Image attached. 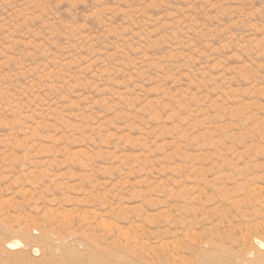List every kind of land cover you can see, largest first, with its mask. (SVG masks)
Segmentation results:
<instances>
[{"label": "rangeland", "instance_id": "374dc122", "mask_svg": "<svg viewBox=\"0 0 264 264\" xmlns=\"http://www.w3.org/2000/svg\"><path fill=\"white\" fill-rule=\"evenodd\" d=\"M256 240L264 0H0V264H232Z\"/></svg>", "mask_w": 264, "mask_h": 264}, {"label": "bare ground", "instance_id": "6f19581e", "mask_svg": "<svg viewBox=\"0 0 264 264\" xmlns=\"http://www.w3.org/2000/svg\"><path fill=\"white\" fill-rule=\"evenodd\" d=\"M232 264H264V241L256 240L255 244L252 243L248 247H243L239 254L235 255V259Z\"/></svg>", "mask_w": 264, "mask_h": 264}]
</instances>
